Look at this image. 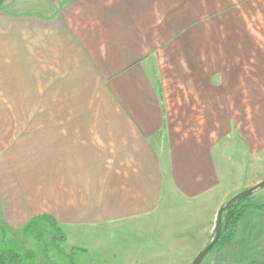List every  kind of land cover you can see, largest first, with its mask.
<instances>
[{
  "label": "crops",
  "instance_id": "crops-1",
  "mask_svg": "<svg viewBox=\"0 0 264 264\" xmlns=\"http://www.w3.org/2000/svg\"><path fill=\"white\" fill-rule=\"evenodd\" d=\"M213 6L0 0V229L24 236L53 220L75 264L84 235L111 227L152 240L138 263L196 259L221 208L264 182V124L251 125L252 97L232 78L253 65L230 61ZM248 205L201 264H264V188Z\"/></svg>",
  "mask_w": 264,
  "mask_h": 264
},
{
  "label": "rangeland",
  "instance_id": "rangeland-1",
  "mask_svg": "<svg viewBox=\"0 0 264 264\" xmlns=\"http://www.w3.org/2000/svg\"><path fill=\"white\" fill-rule=\"evenodd\" d=\"M213 1L214 9L219 13L215 18L216 24L213 29L221 32V47L229 45L231 50L233 47L236 48L237 54L231 53L230 61H237L238 68H240L239 63L252 62L253 66L248 67L247 70H241L242 68L234 70L232 78L237 79L239 86L240 82L243 88L246 86L248 94L252 97L251 103H246L249 108L251 106L248 112L251 114V125L262 126L264 124V0ZM246 51L247 53H244ZM223 56L225 55H221V58ZM175 58L176 56L173 61L175 67L173 75L171 73L170 75L179 78L181 59L175 60ZM221 72L226 74L229 73V70ZM171 81L175 83V80ZM172 89L176 94V98L173 96L171 102L172 111L177 110V113L180 111L179 104L181 103L180 97L177 96H180L181 91L178 86L174 85ZM240 104L244 103H237V105ZM173 119L180 129L181 118L173 113ZM246 124L251 126L248 121ZM251 197L252 195L249 198ZM32 230V232L21 236L11 235L5 229H0V251L12 250L22 257L23 264H75L74 261L70 260L69 262L68 258L58 254L57 249L52 245L56 231L50 226L34 227ZM90 233L91 235H84V238L89 241L91 249L87 259L81 264H152L150 259H144L138 263L133 257L139 249L142 250L140 253L145 256L151 253L152 240L138 233L134 234L132 228L125 229V231L113 227L92 229ZM77 237L81 239L80 236ZM101 249L108 252V257H105L106 255ZM66 250H70L69 245L66 246ZM72 256L70 257L72 258ZM102 260L105 262L102 263Z\"/></svg>",
  "mask_w": 264,
  "mask_h": 264
},
{
  "label": "trees",
  "instance_id": "trees-1",
  "mask_svg": "<svg viewBox=\"0 0 264 264\" xmlns=\"http://www.w3.org/2000/svg\"><path fill=\"white\" fill-rule=\"evenodd\" d=\"M249 197L237 202L234 204L229 210L225 211L222 216V229L220 238L217 241L214 248L228 244L234 239L236 227L240 222L243 214L250 208H253L251 205H248ZM264 206L259 207L258 209H263ZM52 225L54 226V230L56 231V235L54 236V240L52 241V245L60 252H62L60 248V243L63 240V235L61 234L59 228L56 226L55 222L51 220ZM215 235V234H214ZM214 238V237H213ZM212 238V240H213ZM211 240V241H212ZM213 248V249H214ZM212 249V250H213ZM211 250V251H212ZM0 264H23L22 257L12 250L4 249L0 251Z\"/></svg>",
  "mask_w": 264,
  "mask_h": 264
},
{
  "label": "water",
  "instance_id": "water-1",
  "mask_svg": "<svg viewBox=\"0 0 264 264\" xmlns=\"http://www.w3.org/2000/svg\"><path fill=\"white\" fill-rule=\"evenodd\" d=\"M264 188V182H262L261 184L248 189L246 191H243L242 193L236 195L235 197H233L224 207L221 208V210L219 211L218 214V220H217V224H216V228H215V235L213 240L209 243V245L196 257V259L191 263V264H201L202 261L205 259V257L211 252V250L214 248V246L216 245L217 241L220 238V234H221V229H222V216L223 213L227 210H229L234 204H236L237 202L250 197L251 195L254 194V192L258 189H262Z\"/></svg>",
  "mask_w": 264,
  "mask_h": 264
}]
</instances>
